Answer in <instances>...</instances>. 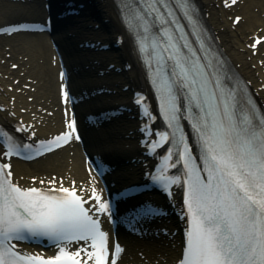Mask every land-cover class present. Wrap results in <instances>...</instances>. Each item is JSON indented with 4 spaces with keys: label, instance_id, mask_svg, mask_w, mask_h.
Listing matches in <instances>:
<instances>
[{
    "label": "snow or ice",
    "instance_id": "6c2138e0",
    "mask_svg": "<svg viewBox=\"0 0 264 264\" xmlns=\"http://www.w3.org/2000/svg\"><path fill=\"white\" fill-rule=\"evenodd\" d=\"M236 3L231 0V5ZM177 9L195 26L189 0H125L126 24L139 52L148 53L146 66L166 128L146 132L155 136L147 145L150 153L168 145L161 157L167 163L151 179L169 194L176 184L184 187L187 223L179 264H264V114L257 115L240 100L238 88L226 82L230 78L221 62L202 55L205 42L196 32L200 47H192L176 18ZM241 19L237 16L233 23ZM262 39L256 38L250 47L255 49ZM61 96L68 102L63 86ZM135 102L143 106L145 98ZM143 114L157 118L148 107H143ZM182 121L199 139L202 166L192 156ZM65 126L67 131L39 142L45 152H53V144L63 147L61 140L79 139L73 136L74 119L66 118ZM31 127L21 123L16 130L28 132ZM32 148L0 130V161ZM43 154L37 149L36 155ZM178 163L184 176L169 175ZM39 183L58 187H21L13 180L11 163L0 162V264H117L123 249L110 243L99 215L93 214L111 211L97 188L93 185L85 198L78 194L75 181L71 187L55 177ZM142 212L151 215L155 209L145 206ZM30 238H47L55 254H21L11 243Z\"/></svg>",
    "mask_w": 264,
    "mask_h": 264
},
{
    "label": "bare ground",
    "instance_id": "6f19581e",
    "mask_svg": "<svg viewBox=\"0 0 264 264\" xmlns=\"http://www.w3.org/2000/svg\"><path fill=\"white\" fill-rule=\"evenodd\" d=\"M222 1L199 0L207 21L225 54L236 69L250 82L256 98L264 106V74L262 72L264 69V41L258 45L256 55H252L251 50L246 47V43L252 41V39H248L249 35H264V0H239L229 8H224L221 5ZM69 2L65 3L63 9L69 10L67 6ZM76 3L73 4V7L76 8L78 4L83 19L78 22L80 24L78 27L69 31L70 40L68 42L71 46L77 44L78 38H81L76 32L89 36V40L95 39L98 34L100 39L115 44L117 36L121 33V26L113 1L93 0L95 17L92 20L91 18L85 19L86 9L79 7L80 2ZM46 4L47 0H27L26 3L0 0V24L30 18L40 13L42 6L44 7ZM43 12L47 14L49 10L44 8ZM229 15H232L231 21L228 20ZM234 15H240L242 18L235 27L232 24ZM96 23H99V26L95 30L91 24ZM57 36L58 39L61 38L59 34ZM50 37L46 33H16L10 37L0 36V105L3 107V110H0V126L17 128L21 123L25 127L32 123L31 129L36 128V138L49 136L63 128L64 116L58 94L59 69L57 64H53L54 57L51 51ZM81 39L87 40L86 37ZM60 45L61 50L64 51V45L62 43ZM88 51H83L81 54L87 57L91 55L93 59L91 62L87 58L81 59L83 62L80 63L81 68L78 71L81 75L79 82L84 81L82 79L93 81L96 77V73L94 74L93 71L96 68L103 69L105 73L113 77V82L118 81L116 87H111V89H114L116 93L121 91L122 99L129 102L131 90L140 89L141 79L126 43H119L111 50L94 52L93 49ZM7 53L9 54L6 55ZM64 56H66L65 53ZM11 60L10 64H18V71L9 68ZM258 60L263 62L262 66L257 64ZM111 63L121 67L122 70L116 73L108 70L106 66ZM127 65H130V68L124 69ZM21 71L23 74H20ZM16 78L18 81L15 84L14 79ZM123 85H128L129 89L122 91ZM103 87L109 88L110 86ZM17 89L20 91L17 92ZM93 91L95 90L90 88L85 94ZM30 96L33 97V102L27 101ZM82 98L88 102L87 104H90L83 96ZM21 108H24L25 112H21ZM31 112H34L35 118L31 116ZM38 121L40 122L38 123ZM132 126L133 124L129 125V130L132 129ZM133 135L132 132L131 136ZM84 166V154L76 143H70L29 163L12 161L13 178L24 186L31 184L30 177H35L36 183L39 184L40 180H50L53 173H56L57 177L62 176L67 182L71 179L76 182L92 179L98 184L97 179L93 176L90 177ZM174 224L177 226L176 221ZM156 242L157 245H147V248L139 250L138 254L124 251L117 264H170V262L172 264L175 262L179 254L175 238L170 239L165 236Z\"/></svg>",
    "mask_w": 264,
    "mask_h": 264
},
{
    "label": "rangeland",
    "instance_id": "374dc122",
    "mask_svg": "<svg viewBox=\"0 0 264 264\" xmlns=\"http://www.w3.org/2000/svg\"><path fill=\"white\" fill-rule=\"evenodd\" d=\"M228 20L229 21H231V15H229V18H228ZM9 53H7L6 55H8ZM12 62V60L11 61H9V68L10 69H12V70H14V71H18V67H16V68H14L13 67V65H17L16 63H14V64H10ZM20 74H23V72L21 71L20 72ZM17 79H14V82L16 81ZM17 91H19V89H17ZM28 101H33V97H28ZM23 109H21V111H22ZM33 113H31V115H32Z\"/></svg>",
    "mask_w": 264,
    "mask_h": 264
}]
</instances>
